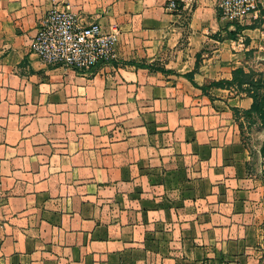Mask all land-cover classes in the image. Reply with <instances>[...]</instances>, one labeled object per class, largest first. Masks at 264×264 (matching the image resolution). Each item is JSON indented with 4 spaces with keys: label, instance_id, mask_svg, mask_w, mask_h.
Here are the masks:
<instances>
[{
    "label": "crops",
    "instance_id": "obj_1",
    "mask_svg": "<svg viewBox=\"0 0 264 264\" xmlns=\"http://www.w3.org/2000/svg\"><path fill=\"white\" fill-rule=\"evenodd\" d=\"M168 1L0 0V264H262L264 188L232 112L252 100L200 87L248 71L264 23L228 39L218 0ZM54 8L118 30L119 60L44 64Z\"/></svg>",
    "mask_w": 264,
    "mask_h": 264
},
{
    "label": "built area",
    "instance_id": "obj_2",
    "mask_svg": "<svg viewBox=\"0 0 264 264\" xmlns=\"http://www.w3.org/2000/svg\"><path fill=\"white\" fill-rule=\"evenodd\" d=\"M259 0H219L221 18L230 25H241L249 18L257 19ZM166 8L179 9L176 0H169ZM120 32H105L99 23L84 24L69 9L54 8L46 15L32 44V51L50 66H60L78 72H89L99 65L119 60ZM245 48L243 39H239ZM3 194L0 190V204Z\"/></svg>",
    "mask_w": 264,
    "mask_h": 264
},
{
    "label": "trees",
    "instance_id": "obj_3",
    "mask_svg": "<svg viewBox=\"0 0 264 264\" xmlns=\"http://www.w3.org/2000/svg\"><path fill=\"white\" fill-rule=\"evenodd\" d=\"M264 17V11H261V19L256 21V23L250 26H238L235 32L228 33V39H237V33L243 30H254L256 28H260L262 25ZM249 44V40H248ZM137 64V63H134ZM137 66H141L137 64ZM150 68L148 65H142ZM200 64H199V57L196 63L195 69L186 74L185 77L190 80L195 86L194 83V75L199 71ZM162 71H165L162 69ZM204 92L210 88H218V89H235L238 93L245 95L246 97L252 100V104L249 109L243 110L239 108H232V112L234 114V118L238 123L240 132L242 134L244 125L240 122L241 119H248L252 123H256L259 121L261 126L264 129V76L261 75L260 77H256L254 71H246L244 67H239L232 72V79L231 80H222L219 82H213L208 86L200 87ZM261 157L264 161V142L262 148L260 150ZM248 173H250V166L247 164Z\"/></svg>",
    "mask_w": 264,
    "mask_h": 264
},
{
    "label": "rangeland",
    "instance_id": "obj_4",
    "mask_svg": "<svg viewBox=\"0 0 264 264\" xmlns=\"http://www.w3.org/2000/svg\"><path fill=\"white\" fill-rule=\"evenodd\" d=\"M219 1V0H218ZM261 3L259 17L253 21L261 19V11H264V0H259ZM218 12L221 16L220 9L217 4ZM254 19V18H249ZM248 19V20H249ZM264 21V19H263ZM264 23V22H263ZM264 32V26H263ZM256 44L252 49H249L245 66L248 71H254L256 77L264 76V33L261 38L256 40ZM244 110V109H243ZM244 128L241 134L242 144L249 157L250 175L258 182L261 188H264V161L261 157L260 150L264 142V129L259 123L250 122L248 119H241ZM263 204H264V190H263ZM257 252L262 253L261 263L264 264V234L261 237ZM253 244V248H255ZM256 249V248H255Z\"/></svg>",
    "mask_w": 264,
    "mask_h": 264
}]
</instances>
